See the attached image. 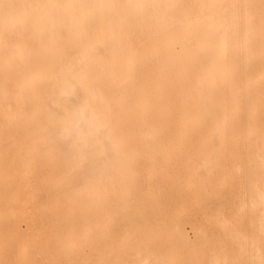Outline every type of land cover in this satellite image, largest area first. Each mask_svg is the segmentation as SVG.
Listing matches in <instances>:
<instances>
[{"label": "bare ground", "instance_id": "bare-ground-1", "mask_svg": "<svg viewBox=\"0 0 264 264\" xmlns=\"http://www.w3.org/2000/svg\"><path fill=\"white\" fill-rule=\"evenodd\" d=\"M0 3L30 6L0 17V264H217L245 240L259 251L264 0ZM52 107L90 141L87 159ZM99 124L111 140L92 138Z\"/></svg>", "mask_w": 264, "mask_h": 264}, {"label": "snow or ice", "instance_id": "snow-or-ice-1", "mask_svg": "<svg viewBox=\"0 0 264 264\" xmlns=\"http://www.w3.org/2000/svg\"><path fill=\"white\" fill-rule=\"evenodd\" d=\"M30 7L28 5H17V4H10V3H0V17L4 19L5 22L14 18L16 10L18 8H27ZM39 7V6H37ZM85 7V6H81ZM87 7H99V8H113L118 9L120 7H146L144 5H128V6H121V5H91ZM230 7H242L245 10L249 9L250 5H232ZM262 9H264V3L261 5ZM262 19H264V12H262ZM52 117L54 120L60 122L65 126V140L70 145L71 151L73 153L78 154L83 159L88 158V152L86 149L90 147V141L85 140L82 137L75 135L76 125L70 121V118L67 113H59L55 109V107L51 108ZM95 128V132L93 135V139H97L101 132H104L107 137L111 140L112 134L111 131L107 128L106 125L99 124L93 125ZM113 149H116V144L112 143ZM261 203L262 207H264V194L261 195ZM196 242L192 241L189 238V244H194ZM205 247L217 244V240L215 237H208L203 241ZM258 255V259L256 258ZM251 256V259L247 257ZM217 264H264V226H262L261 237H260V248L257 252L255 241H252L249 245L248 241L245 240L241 242L238 246L234 247L231 252V258H226L222 262L218 261Z\"/></svg>", "mask_w": 264, "mask_h": 264}]
</instances>
